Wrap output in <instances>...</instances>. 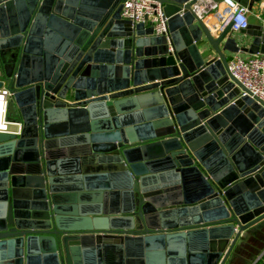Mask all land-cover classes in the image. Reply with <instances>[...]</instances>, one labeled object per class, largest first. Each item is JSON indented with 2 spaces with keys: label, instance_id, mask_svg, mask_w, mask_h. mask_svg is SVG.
Listing matches in <instances>:
<instances>
[{
  "label": "water",
  "instance_id": "1",
  "mask_svg": "<svg viewBox=\"0 0 264 264\" xmlns=\"http://www.w3.org/2000/svg\"><path fill=\"white\" fill-rule=\"evenodd\" d=\"M125 1L0 0L22 124L0 132V264H227L264 231V103L228 63L264 26L240 45L157 0L168 42Z\"/></svg>",
  "mask_w": 264,
  "mask_h": 264
},
{
  "label": "built area",
  "instance_id": "2",
  "mask_svg": "<svg viewBox=\"0 0 264 264\" xmlns=\"http://www.w3.org/2000/svg\"><path fill=\"white\" fill-rule=\"evenodd\" d=\"M193 11L203 21L208 15L222 11L233 24L232 31L235 33L250 27L251 11L237 0H197ZM121 15L135 25L152 26L156 36H166L170 42L169 19L165 16L164 6L157 0H126ZM228 63L231 76L246 89L242 96L264 103V55H253L245 59L241 54H235ZM10 96L6 87L0 88V132L19 133L22 124L8 120Z\"/></svg>",
  "mask_w": 264,
  "mask_h": 264
},
{
  "label": "crops",
  "instance_id": "3",
  "mask_svg": "<svg viewBox=\"0 0 264 264\" xmlns=\"http://www.w3.org/2000/svg\"><path fill=\"white\" fill-rule=\"evenodd\" d=\"M243 5L247 6L250 11V27L249 29L242 32H233L231 34L238 40L240 45L249 46L252 41V33L258 31L261 27L264 26V0H237ZM204 22L208 29L210 30L212 36L217 38L219 34L230 24L229 18L222 11L217 13H212L208 15ZM235 54H228V60H231ZM245 59L250 58L253 55L250 54H241ZM12 110V116H10V111ZM16 108L15 103L12 98H9V107H8V120H16ZM15 118V119H13ZM12 129H15L12 128ZM98 168V166H92ZM188 189V185H182L181 189L184 192V188ZM189 192V189H188ZM111 197L109 199V206H111ZM238 246V245H237ZM264 260V231L258 232L252 236L247 242H243L238 246V249L234 250L230 256V260L227 264H252L253 260Z\"/></svg>",
  "mask_w": 264,
  "mask_h": 264
},
{
  "label": "rangeland",
  "instance_id": "4",
  "mask_svg": "<svg viewBox=\"0 0 264 264\" xmlns=\"http://www.w3.org/2000/svg\"><path fill=\"white\" fill-rule=\"evenodd\" d=\"M9 114H10V116H12V115H11V114H12V110L10 111V113H9ZM13 119H15V118H13ZM17 121H18V120H17Z\"/></svg>",
  "mask_w": 264,
  "mask_h": 264
}]
</instances>
